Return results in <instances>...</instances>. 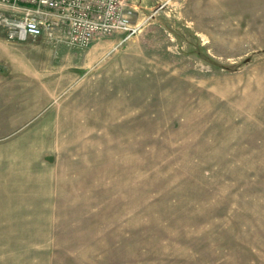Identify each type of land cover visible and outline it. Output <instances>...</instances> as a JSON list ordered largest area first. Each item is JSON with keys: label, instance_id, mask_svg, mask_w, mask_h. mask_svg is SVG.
Returning <instances> with one entry per match:
<instances>
[{"label": "rangeland", "instance_id": "374dc122", "mask_svg": "<svg viewBox=\"0 0 264 264\" xmlns=\"http://www.w3.org/2000/svg\"><path fill=\"white\" fill-rule=\"evenodd\" d=\"M128 3L3 99L0 264H264V0Z\"/></svg>", "mask_w": 264, "mask_h": 264}, {"label": "built area", "instance_id": "2783aa9c", "mask_svg": "<svg viewBox=\"0 0 264 264\" xmlns=\"http://www.w3.org/2000/svg\"><path fill=\"white\" fill-rule=\"evenodd\" d=\"M128 0H0V28L10 40L44 37L79 49L97 37L134 34Z\"/></svg>", "mask_w": 264, "mask_h": 264}, {"label": "crops", "instance_id": "0c3cea01", "mask_svg": "<svg viewBox=\"0 0 264 264\" xmlns=\"http://www.w3.org/2000/svg\"><path fill=\"white\" fill-rule=\"evenodd\" d=\"M51 46L44 37L10 40L0 28V108L6 95L17 93L20 86L33 91L36 78L50 76ZM57 47L55 53L65 56L62 46Z\"/></svg>", "mask_w": 264, "mask_h": 264}]
</instances>
